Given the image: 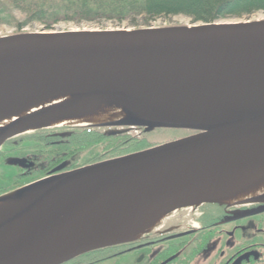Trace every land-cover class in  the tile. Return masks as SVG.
I'll return each instance as SVG.
<instances>
[{
    "label": "water",
    "instance_id": "water-1",
    "mask_svg": "<svg viewBox=\"0 0 264 264\" xmlns=\"http://www.w3.org/2000/svg\"><path fill=\"white\" fill-rule=\"evenodd\" d=\"M104 98L123 117L56 124ZM7 117L0 149L62 126L193 133L68 171L62 164L0 195L17 202L0 209V264H64L179 229L184 210L207 203L261 204L242 217L262 213L264 196L228 200L264 182V19L2 36ZM165 215L169 225L152 230Z\"/></svg>",
    "mask_w": 264,
    "mask_h": 264
},
{
    "label": "trees",
    "instance_id": "trees-1",
    "mask_svg": "<svg viewBox=\"0 0 264 264\" xmlns=\"http://www.w3.org/2000/svg\"><path fill=\"white\" fill-rule=\"evenodd\" d=\"M17 12L24 14L25 18L19 19ZM257 12H264V0H0V24L19 30L31 22L51 29L60 22L106 20L120 23L128 21L134 25L139 18L148 23L146 26H151L149 22L161 16L179 14L190 17L193 22L208 23L249 18ZM64 128L37 129L9 139L15 143H7L0 149V162L13 158L16 172L13 184L2 189L3 192L20 186L23 178L31 180L43 176L51 164L97 144H102L103 152L86 163L148 148L155 145L152 135L157 132L139 128L109 135L105 127ZM73 164L78 165L75 161ZM209 205L220 206L216 203ZM111 248L91 251L65 264L114 262L120 255H110ZM170 250L174 251V246ZM172 260L169 259L168 263Z\"/></svg>",
    "mask_w": 264,
    "mask_h": 264
},
{
    "label": "flooded vegetation",
    "instance_id": "flooded-vegetation-1",
    "mask_svg": "<svg viewBox=\"0 0 264 264\" xmlns=\"http://www.w3.org/2000/svg\"><path fill=\"white\" fill-rule=\"evenodd\" d=\"M57 128L65 129L64 127H57ZM128 129H132L133 131H135L139 128L120 127L115 129L116 131L115 134L127 131ZM188 134L191 133H187L184 135H188ZM184 135H179V136L181 137ZM179 136H175L172 139L178 138ZM7 143H15V142L14 140H10V141L8 140L2 146V148H4V146ZM76 155L69 156L67 158L62 159L60 162L51 164L50 166H48V170L45 172V174L39 177L38 179L51 174V172L55 168H57L62 164H65V167L62 171H68L81 167L86 164L99 161L97 160L86 164L77 163L78 165L74 166L73 157H75ZM12 181L10 185L13 184ZM29 182H26L25 184H28ZM25 184H23L21 181L20 186L12 188L9 191L15 190ZM4 188L7 187L0 186V195L8 192V191L3 192L2 189L4 190ZM259 207H261V204H248V205H236V206H226V205L217 206V205L205 204L200 206L199 208L194 209L192 213L193 220L191 224L190 223L185 224L180 222L179 224H176V226L181 228L173 230L171 232H167L156 237L146 235L140 240L131 243L117 245L111 248L112 253L110 255H122L131 250L141 248L145 245L159 243L162 244L163 247L158 251L156 256L152 259L153 262H158L160 260H162L160 262L163 261L168 262L169 259H173L171 262H175V259L178 258V256H180L181 254H183L182 249L184 248L185 244L192 242L193 251L185 256L187 259L186 261H188V259L193 260L200 253L204 252V250L207 249L209 245H213L214 247L218 246L216 242L226 236L228 237V239L224 238V242L221 245H219L220 247L215 249L216 251L215 257L217 258L216 264H233L235 260L238 261L236 264H250L252 262L255 264H264V235L261 237L255 236L254 238L242 242H232V243L231 241L229 242V239H231V237L232 238L234 237L235 233L237 232V229L245 220L254 222L255 224L253 225H255V230H258L259 232L264 234V212L251 215L248 217H242L245 211H250ZM208 213L210 214V216L208 215L209 217L207 216ZM183 224H185L186 227H184ZM183 233H188V234H183ZM174 235H180V236L173 237ZM171 246H174V251L170 250ZM244 254L246 256H243L240 259V257ZM190 263L191 261L189 262V264Z\"/></svg>",
    "mask_w": 264,
    "mask_h": 264
},
{
    "label": "rangeland",
    "instance_id": "rangeland-1",
    "mask_svg": "<svg viewBox=\"0 0 264 264\" xmlns=\"http://www.w3.org/2000/svg\"><path fill=\"white\" fill-rule=\"evenodd\" d=\"M17 16L19 19L23 20L25 18V15L17 12ZM245 19H252V20H261L264 19V12H257L250 16L249 18H243V19H232L233 21L236 20H245ZM191 23V18L186 15H171V16H161L153 21H150L149 24L151 26L155 27H161V26H176V25H189ZM148 23L145 22L142 18H139L136 24H132L128 21L126 22H115V21H98V22H83V23H76V22H60L55 24L51 29V31H82V30H112V29H123V28H141L146 27ZM43 29H46L43 25L37 23V22H31L26 25L23 29L19 30L16 27L7 25V24H0V37L12 35L15 33L20 32H37L41 31ZM113 129V130H111ZM116 128H108L107 130L110 132L115 131ZM110 132V133H111ZM182 135V131L178 130H171V129H158L157 132L153 133L152 141H154L155 144L167 141L172 139L175 136ZM103 152V146L102 144H97L87 150H84L80 153H78L74 158V161L77 163H86L89 160L94 159L97 155L101 154ZM2 160V159H1ZM13 158H8L6 160H3L0 162V186L2 187H8L11 184V181L14 178L16 169L13 167ZM38 178H32L31 180L29 178H23L22 183L25 184L26 182L36 180ZM185 216V215H184ZM255 224L254 222H250L248 220H245L240 227L237 229V232L235 233L234 237L229 239V242H242L249 240L251 238L261 237L264 234L259 232L258 230H255ZM246 226V227H245ZM253 228H252V227ZM225 239H228V237H224ZM224 238L218 240L216 243L218 246L209 245L207 249L204 250V252L200 253L196 258L193 260L188 259L186 261V255L190 254L193 251V243L189 242L186 243L183 250V254L178 256V258L175 259V262H153V258L156 256L158 251L163 247L162 244L156 243L151 245H145L141 248L131 250L129 252H126L122 255H120L116 261L108 263V264H216L217 258L215 257V249L220 247L224 242ZM215 245V243H214ZM214 247V249H213ZM227 250V249H226ZM247 254V253H246ZM165 256V255H164ZM246 256L245 254L240 257V259ZM184 259V260H182ZM238 261L235 260L233 264H236ZM255 264V263H250Z\"/></svg>",
    "mask_w": 264,
    "mask_h": 264
},
{
    "label": "bare ground",
    "instance_id": "bare-ground-1",
    "mask_svg": "<svg viewBox=\"0 0 264 264\" xmlns=\"http://www.w3.org/2000/svg\"><path fill=\"white\" fill-rule=\"evenodd\" d=\"M123 112L121 108L116 105L115 103L111 102L110 100L104 98L101 101H97L92 108L90 113H76L69 115L63 119H61L59 122H57V125L60 124H69V125H93V124H102L107 123L111 121H115L123 117ZM15 117H7L0 120V128L9 124L11 121H13ZM2 123V124H1ZM264 196V182L257 184L254 186L246 195L244 196H238L234 197L230 200H228V203H234L237 201H243V200H251L255 199L257 197ZM14 203H17L15 199L13 198H4L0 199V209L9 205H13ZM170 218L168 215H165L158 219L154 226L152 227V230H158L161 229L170 223Z\"/></svg>",
    "mask_w": 264,
    "mask_h": 264
}]
</instances>
